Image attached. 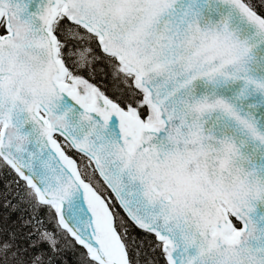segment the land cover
I'll return each mask as SVG.
<instances>
[{
    "label": "snow or ice",
    "instance_id": "6c2138e0",
    "mask_svg": "<svg viewBox=\"0 0 264 264\" xmlns=\"http://www.w3.org/2000/svg\"><path fill=\"white\" fill-rule=\"evenodd\" d=\"M0 264H264V0H0Z\"/></svg>",
    "mask_w": 264,
    "mask_h": 264
}]
</instances>
